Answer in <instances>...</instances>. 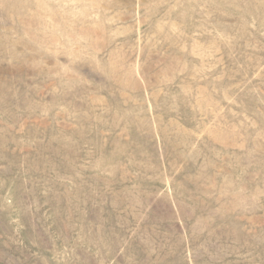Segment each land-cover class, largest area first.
<instances>
[{
  "label": "rangeland",
  "instance_id": "374dc122",
  "mask_svg": "<svg viewBox=\"0 0 264 264\" xmlns=\"http://www.w3.org/2000/svg\"><path fill=\"white\" fill-rule=\"evenodd\" d=\"M0 264H264V0H0Z\"/></svg>",
  "mask_w": 264,
  "mask_h": 264
}]
</instances>
